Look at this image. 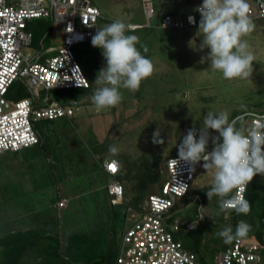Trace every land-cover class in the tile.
<instances>
[{
	"label": "rangeland",
	"instance_id": "374dc122",
	"mask_svg": "<svg viewBox=\"0 0 264 264\" xmlns=\"http://www.w3.org/2000/svg\"><path fill=\"white\" fill-rule=\"evenodd\" d=\"M90 1L101 13L98 29L115 20L142 25L143 28L128 34L137 35L140 44L147 45L148 52L142 54L153 62L155 71L141 82L138 91L121 89L123 100L118 106L98 112L88 102L90 98L84 96H92L100 87L95 80L106 61L101 50L92 46L91 39L75 45L72 51L92 84L91 93L77 95L74 98L77 102L73 101V115L57 120L55 127L45 120L37 123L46 138V153L37 155L33 161L36 164L28 170L27 180L15 184L19 185L14 189L16 198L6 202L5 211L0 209L1 231H7V226L21 224L32 236L59 234L64 246L69 242L78 250L77 256L83 251L99 255L118 249L125 228V205L112 204L103 191L109 178L99 169L100 157L109 159L112 155L110 145L119 150L114 156L123 154L127 164L143 154L167 160L178 156L182 137L190 128L199 130L208 112L227 111L230 120L246 111L264 112L263 22L253 20L255 30L243 38L255 56L252 76L247 80H226L219 71L210 69L208 61L201 63L209 50L199 48L202 40L199 24L180 29L160 26L166 14L185 21V15L203 0H153L155 15L150 19L143 12L141 0ZM248 3L255 6V0H248ZM53 30L45 42L47 48L60 45L61 27ZM36 52L35 47L23 49L24 55L29 57ZM54 54L55 51H51L49 56ZM56 91L41 90L38 102L46 96L54 99ZM55 97L60 103L65 102L59 94ZM9 99L16 100L10 95ZM240 126L238 121L237 127ZM157 129L163 144L152 142ZM210 133L218 135L211 130ZM202 164L195 166V191L179 200L171 213L172 220L186 222L197 220L202 214L209 216L210 211L201 207L199 195L204 186L213 183L214 170L206 171ZM3 174L5 179V169L0 171V183ZM59 194L68 203L58 210ZM4 216L13 220L2 222ZM14 220L17 222H12ZM133 220L129 217L127 222ZM70 235L71 238L66 239ZM259 254L260 260L249 264H264V241ZM206 264H215V256Z\"/></svg>",
	"mask_w": 264,
	"mask_h": 264
},
{
	"label": "built area",
	"instance_id": "2783aa9c",
	"mask_svg": "<svg viewBox=\"0 0 264 264\" xmlns=\"http://www.w3.org/2000/svg\"><path fill=\"white\" fill-rule=\"evenodd\" d=\"M142 6L147 19L153 18V0H142ZM195 9L186 14L185 21L166 14L161 27L196 26L201 17ZM100 15V10L88 0H0V155L38 143L37 123L40 120L73 115L72 106H63L49 96L43 97L40 103L38 99L41 90L90 87L72 48L95 35ZM248 15L251 19H264V0H255V6H249ZM190 16L194 18L191 23ZM47 17H52L53 29L61 27L60 45L44 47L32 57L24 55V48H33L28 21ZM137 27L140 26H133ZM51 51L55 54L49 56ZM17 80L24 82L31 96L12 101L9 95ZM241 117L247 118L246 127L264 123V112L250 111ZM113 165L115 170L110 167ZM166 167L167 178L161 192L146 198L140 209L127 207L116 264H204L195 253L184 248L176 234L182 227L193 229L207 216L202 214L197 220L181 225V221L172 220L171 214L179 200L194 188L195 168L193 170L178 156L168 158ZM119 168L115 158L104 164L105 172L111 177L107 193L113 205L122 204L124 200V186L115 178ZM66 204V199H60L57 206L61 209ZM129 217L134 219L131 223L127 222ZM261 249L262 245L247 235L220 251L215 256V264H249L260 260Z\"/></svg>",
	"mask_w": 264,
	"mask_h": 264
},
{
	"label": "clouds",
	"instance_id": "9594fccd",
	"mask_svg": "<svg viewBox=\"0 0 264 264\" xmlns=\"http://www.w3.org/2000/svg\"><path fill=\"white\" fill-rule=\"evenodd\" d=\"M195 11L201 17L199 48L209 50L201 63L208 61L210 69L219 71L226 80L249 79L255 56L243 38L255 30V24L248 15V0H203ZM193 19L190 16L189 22ZM133 30L132 25L115 20L97 29L91 38L92 46L101 50L106 61L95 80L100 87L91 96L98 112L118 106L123 100L121 89L138 91L141 82L155 71L153 62L144 55L148 52L147 45L140 44L137 35L128 34ZM242 121L243 117L230 120L227 111L208 112L203 126L199 130L188 129L178 145L179 159L193 170L201 161L206 171L214 170L213 184L206 195L209 201L218 198L217 216L227 217L230 211L247 215L252 207L244 196L247 186L256 175L264 176V123L245 127ZM210 130L218 135H211ZM152 142L164 143L158 129ZM118 151L116 146H109L112 155ZM250 231L251 225L241 220L235 230L226 225L216 235L229 244L246 237Z\"/></svg>",
	"mask_w": 264,
	"mask_h": 264
},
{
	"label": "trees",
	"instance_id": "16d2710c",
	"mask_svg": "<svg viewBox=\"0 0 264 264\" xmlns=\"http://www.w3.org/2000/svg\"><path fill=\"white\" fill-rule=\"evenodd\" d=\"M88 2L96 6L90 0H88ZM162 19L160 26L162 24ZM252 20H256L260 24L264 23V19ZM130 25L140 26L133 28V31L143 28L141 24L137 23H130ZM27 28L32 32L33 48L35 47L36 51H39L46 47L45 42L49 37H51V33L54 31L53 19L52 17L32 19L28 21ZM91 89L92 84H90V87L87 89L69 88L57 90L55 96L59 94L65 98V102H63L64 104L61 103L63 106L73 107V101L77 102L74 98H77L79 95H90ZM10 96L16 100H20L30 97L31 91L27 88L24 82L17 80L11 87ZM55 96L53 100H57ZM90 96L84 97H89L90 99L88 102L92 103ZM247 112L250 111L242 112L234 118L241 117ZM62 118L64 117L53 120H43L51 123V125L55 127L58 125L57 120H62ZM246 119L247 118L243 117V121L247 125ZM37 130L39 135L38 143L15 152H6L0 155V171L5 169L6 174L5 179L3 174V179H1L0 183V209L2 211L6 210V202L13 201L17 196L14 189L19 185L15 184H19L22 180L26 181L30 166L32 167L33 164H36V162L33 161L37 158V155L41 154V152L46 153V138H44L38 126ZM209 150H211V145L209 146ZM148 157L143 154L137 160L133 162L131 161L130 164H127L125 163V157L123 154L115 156V159L120 165L115 178L124 186V200L122 205H125V210H127L128 206L136 210L140 209L146 198L152 194H159L161 192V187L166 181V160L153 154ZM7 179L9 180L7 181ZM212 184L213 183H210L204 186L201 195H199L201 207L204 210L208 209L210 211L209 216L193 229L187 230L182 227L176 234V239L182 242L184 248L195 253L198 260L204 264L213 259L220 251L226 250L230 247L231 243L225 244L222 238H219L216 235V233L226 225H230L233 230H235L237 223L244 220L251 225V231L248 233V236L261 245L264 241V176L256 175L247 186L244 196L252 205L251 211L247 215L237 214L235 211H230L227 217L223 214L217 216L216 211L218 208V198L213 197L212 200L209 201L206 195V192L211 188ZM194 191V188L191 189L187 195ZM126 216L127 211L125 212V218ZM10 220L13 219L5 218L4 216L2 222H10ZM12 222L17 221L14 220ZM183 223L184 221L181 220V225H183ZM0 232V264L116 263V248L110 249L106 253H101L99 255H95L92 251H83L79 254V256H77L76 253L78 250L73 248L74 246L69 242H67L66 246H64V239L61 238L59 234L50 235L42 233L40 235L32 236L33 234H31V231L25 228V226H21V224H17L16 226H7V231L0 230ZM70 238L71 235L66 239L69 240ZM80 255L83 257H80Z\"/></svg>",
	"mask_w": 264,
	"mask_h": 264
},
{
	"label": "crops",
	"instance_id": "0c3cea01",
	"mask_svg": "<svg viewBox=\"0 0 264 264\" xmlns=\"http://www.w3.org/2000/svg\"><path fill=\"white\" fill-rule=\"evenodd\" d=\"M88 78V77H87ZM89 82H90V80H89ZM90 84H91V82H90ZM112 158H115V156H113V155H111V157H109V159H106V158H104V157H100V160H99V169H100V171L102 172V173H104L106 176H108V181H107V183L103 186V188H104V192H105V194L107 195V197H109V199H110V201H111V198H110V196L108 195V193H107V185L110 183V181H111V177L105 172V170H104V164H105V162H107L108 160H110V159H112ZM102 159H103V161H102ZM120 166V165H119ZM60 199H66L65 197H63L62 195H60L59 194V196H58V201L60 200ZM67 200V199H66ZM58 203V202H57ZM67 203H68V201H67ZM66 207V206H65ZM64 208V207H63ZM57 209L59 210V208H58V206H57Z\"/></svg>",
	"mask_w": 264,
	"mask_h": 264
},
{
	"label": "snow or ice",
	"instance_id": "6c2138e0",
	"mask_svg": "<svg viewBox=\"0 0 264 264\" xmlns=\"http://www.w3.org/2000/svg\"><path fill=\"white\" fill-rule=\"evenodd\" d=\"M110 167H112V170H115V166L113 165V166H110Z\"/></svg>",
	"mask_w": 264,
	"mask_h": 264
}]
</instances>
